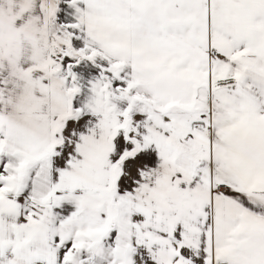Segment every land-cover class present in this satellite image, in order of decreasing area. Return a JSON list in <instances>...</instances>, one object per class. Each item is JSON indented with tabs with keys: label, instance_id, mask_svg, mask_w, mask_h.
<instances>
[{
	"label": "snow or ice",
	"instance_id": "obj_1",
	"mask_svg": "<svg viewBox=\"0 0 264 264\" xmlns=\"http://www.w3.org/2000/svg\"><path fill=\"white\" fill-rule=\"evenodd\" d=\"M0 264H264V0H0Z\"/></svg>",
	"mask_w": 264,
	"mask_h": 264
}]
</instances>
